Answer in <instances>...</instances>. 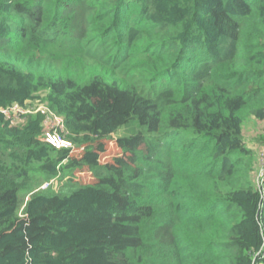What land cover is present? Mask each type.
I'll return each instance as SVG.
<instances>
[{"label":"trees","instance_id":"trees-1","mask_svg":"<svg viewBox=\"0 0 264 264\" xmlns=\"http://www.w3.org/2000/svg\"><path fill=\"white\" fill-rule=\"evenodd\" d=\"M252 118L264 0H0V264H264Z\"/></svg>","mask_w":264,"mask_h":264},{"label":"rangeland","instance_id":"rangeland-1","mask_svg":"<svg viewBox=\"0 0 264 264\" xmlns=\"http://www.w3.org/2000/svg\"><path fill=\"white\" fill-rule=\"evenodd\" d=\"M36 110L42 111V113L45 115L44 119V125L45 130L48 131L51 129H54L57 126V121L49 116L47 114V111L45 107L41 104H34L33 105ZM25 109H14L7 112L8 117H12L13 115H20L21 113H24ZM247 110L243 111V117L247 113ZM244 135H245V141L247 146L252 149L253 156V166L259 168V172H261L262 166L264 167V120H256L254 118L250 119L246 122L244 126ZM107 152L103 155L102 161H106L111 159L114 155L118 153V149L114 142H111L107 145ZM77 178H80L81 180H84V176L77 175ZM256 177V174H255ZM88 179V176H87ZM67 182L65 181L64 184ZM59 187V180L55 184V188Z\"/></svg>","mask_w":264,"mask_h":264},{"label":"built area","instance_id":"built-area-1","mask_svg":"<svg viewBox=\"0 0 264 264\" xmlns=\"http://www.w3.org/2000/svg\"><path fill=\"white\" fill-rule=\"evenodd\" d=\"M14 109H19V108L15 107L12 110H14ZM8 111H11V110H8ZM8 111L4 110V113L7 115V112ZM49 116H51V115L49 114ZM52 118H54L57 121V126L54 129H51V131L50 130H48V131L45 130V132H44V141L47 142L48 144L52 145L53 147L57 148V149L71 147L72 146L71 143H69L66 140H64L60 136V134H58L56 132V128L58 126H61L62 127V125H61V119L58 118V117H52ZM51 183H53V181ZM47 186H48V184H45L42 187V189H45Z\"/></svg>","mask_w":264,"mask_h":264},{"label":"crops","instance_id":"crops-1","mask_svg":"<svg viewBox=\"0 0 264 264\" xmlns=\"http://www.w3.org/2000/svg\"><path fill=\"white\" fill-rule=\"evenodd\" d=\"M257 120V119H256ZM249 148V147H248ZM252 150V149H251Z\"/></svg>","mask_w":264,"mask_h":264}]
</instances>
